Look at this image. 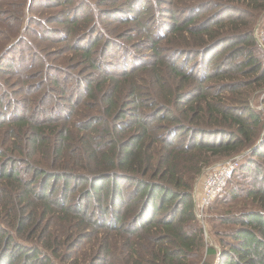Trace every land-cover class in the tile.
Wrapping results in <instances>:
<instances>
[{
    "label": "trees",
    "instance_id": "16d2710c",
    "mask_svg": "<svg viewBox=\"0 0 264 264\" xmlns=\"http://www.w3.org/2000/svg\"><path fill=\"white\" fill-rule=\"evenodd\" d=\"M263 14L264 0H0V264H264ZM241 155L218 253L194 186Z\"/></svg>",
    "mask_w": 264,
    "mask_h": 264
},
{
    "label": "rangeland",
    "instance_id": "374dc122",
    "mask_svg": "<svg viewBox=\"0 0 264 264\" xmlns=\"http://www.w3.org/2000/svg\"><path fill=\"white\" fill-rule=\"evenodd\" d=\"M264 19V14L261 16L259 22L257 23L253 34H254V39L255 42L257 44V46L259 47V49L262 51V53L264 54V36H261L262 33H264V28L262 26V21ZM261 21V22H260ZM256 38L258 39V41L256 40ZM261 53V52H260ZM259 53V57L261 59H264V55L261 53ZM264 98V91L262 94L257 95V97L254 98V100L251 102L252 107H255L256 109L260 110L263 112L264 114V103L262 101V99ZM264 135V133H263ZM244 155H241V159ZM238 156H235L233 158H237ZM231 158V159H233ZM231 159H226L220 162H216L215 164H213L212 166L206 168L205 170H203V172L200 174V176L197 178L195 186H194V191H193V196H194V200H195V196H196V191L198 189L199 183L201 184L203 178L210 172L212 171L214 168L218 167L219 165H222L224 162L231 160ZM236 175H238V173H235ZM236 175H234L232 178H230L226 185L225 188L223 189V191L221 192V194H219L216 198H214V200L209 203L202 212H195V217L197 219V221L199 222V224L203 227L204 229V238L206 240V242L208 243V245L210 246H214L217 250V252L219 253V245L217 242V234L222 232L225 227H223L219 222L216 221V212L215 210L218 208V212H227L231 205H234L232 207V211H237L239 209L240 204H234V203H228V204H221V200L222 198H224L225 194L227 192H229L230 190V186L231 184H236ZM204 262V259H202L201 263ZM207 264H219L220 263V256L219 254L216 257H209L206 261Z\"/></svg>",
    "mask_w": 264,
    "mask_h": 264
},
{
    "label": "built area",
    "instance_id": "2783aa9c",
    "mask_svg": "<svg viewBox=\"0 0 264 264\" xmlns=\"http://www.w3.org/2000/svg\"><path fill=\"white\" fill-rule=\"evenodd\" d=\"M261 24L264 28V19ZM261 36H264V33H262ZM256 40L258 41L257 38ZM240 161V156L228 160L222 165L214 168L203 178L201 184L199 183L194 200V210L196 213L202 212L203 209L214 200V198L221 194V192L225 188L227 181L238 169Z\"/></svg>",
    "mask_w": 264,
    "mask_h": 264
},
{
    "label": "water",
    "instance_id": "95a60500",
    "mask_svg": "<svg viewBox=\"0 0 264 264\" xmlns=\"http://www.w3.org/2000/svg\"><path fill=\"white\" fill-rule=\"evenodd\" d=\"M256 147H257V145H256L254 148H256ZM254 148H253V149H254Z\"/></svg>",
    "mask_w": 264,
    "mask_h": 264
}]
</instances>
